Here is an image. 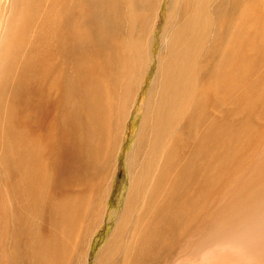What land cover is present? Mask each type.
<instances>
[{"label":"bare ground","instance_id":"obj_1","mask_svg":"<svg viewBox=\"0 0 264 264\" xmlns=\"http://www.w3.org/2000/svg\"><path fill=\"white\" fill-rule=\"evenodd\" d=\"M257 212L264 0H0V264H180Z\"/></svg>","mask_w":264,"mask_h":264},{"label":"clouds","instance_id":"obj_2","mask_svg":"<svg viewBox=\"0 0 264 264\" xmlns=\"http://www.w3.org/2000/svg\"><path fill=\"white\" fill-rule=\"evenodd\" d=\"M180 264H264V213L220 224L195 242Z\"/></svg>","mask_w":264,"mask_h":264},{"label":"rangeland","instance_id":"obj_3","mask_svg":"<svg viewBox=\"0 0 264 264\" xmlns=\"http://www.w3.org/2000/svg\"><path fill=\"white\" fill-rule=\"evenodd\" d=\"M163 10H164V7H165V4H163ZM160 18H162V16H160ZM159 27L157 28V30L155 31V38L157 39L158 38V34H159ZM158 33V34H157ZM157 35V36H156ZM154 47H157L156 45L154 46ZM153 51H154V55H155V52H156V50H155V48L153 49ZM152 70H151V73L153 72V68H151ZM149 76H150V74L148 75V78H149ZM145 88V89H144ZM145 90H146V85H144V87L142 88V91H141V94H140V96H138L137 98H136V102H135V105H134V110H133V112H132V117H134V112H136L137 110V105L138 104H141V100H142V97H143V95H144V92H145ZM132 117H131V119H132ZM130 119V120H131ZM130 125V121L127 123V127ZM131 130V128L130 129H128L127 128V133H126V135H128L127 137L129 138V141H130V137L132 136V132L130 131ZM120 160H121V157H120ZM122 162V161H121ZM122 173L121 172H119L118 173V175H117V178H116V182H115V190L113 191V195H112V199L113 200H115L116 199V197H117V191H116V189H118L119 187H118V185H120L121 183H122V181H123V178H122V175H121ZM119 184H118V183ZM116 193V194H115ZM112 206H114V205H112V201H111V206L109 205V210H110V208L112 207ZM108 210V211H109ZM111 211H113V209L111 210ZM105 230V229H104ZM103 230V231H104ZM102 231V232H103ZM105 232V231H104ZM101 232H99V234H100Z\"/></svg>","mask_w":264,"mask_h":264}]
</instances>
